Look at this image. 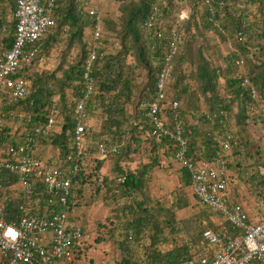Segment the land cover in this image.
Returning <instances> with one entry per match:
<instances>
[{
  "label": "trees",
  "instance_id": "16d2710c",
  "mask_svg": "<svg viewBox=\"0 0 264 264\" xmlns=\"http://www.w3.org/2000/svg\"><path fill=\"white\" fill-rule=\"evenodd\" d=\"M87 1H57L53 12L56 25L37 42L39 56H45L44 62L35 65L22 60L14 75L30 82V95L0 99L1 116L9 118L25 113L31 118L30 122L23 124L26 129L23 137L12 134L13 127H10L0 134L4 142L17 144L27 140L34 123L46 121L51 112L55 113L57 130L46 138L40 137L38 148L53 147L56 151L50 149L48 159L42 158L38 151L36 155L47 165L65 170H71L75 163L68 159L76 152L71 147L76 123L74 109L87 93L84 72L97 22L96 16L89 13ZM117 1L121 11L120 26L110 21L107 25L109 30L116 31L119 46L116 51L105 52L103 36L100 38L98 56L91 73L94 90L85 105L87 132L91 140L79 171L72 175L68 204L63 206L58 196L51 204L49 199L52 196L43 184H39L30 212L68 211L72 214L86 200L85 186L103 185L113 192L116 201L120 198L127 200L121 212L128 211L132 216L97 231L96 240L102 242L110 237L118 245L116 264H178L197 253H206L208 243L203 236L206 228L223 234H236L237 229L227 221L222 226L217 225L208 207L198 216L178 221L176 212L190 205V201L177 192L173 193L169 206L160 200L154 202L149 190L152 171L162 168L163 164L165 167L172 166L179 144L170 137L153 134L145 105L158 100V78L175 45L177 50L167 75L160 115L169 127L179 122L188 140V153L194 160L212 161L224 156L230 172L231 192L235 185L246 189L253 200L261 202L257 207L263 211L264 150L247 134L245 125L263 119L262 113L257 111L264 104V0H210L209 3L204 0H180L188 3L190 10L183 19L180 14L173 16L178 10L177 0H168L165 5L162 0ZM249 7L255 11L250 12ZM16 9L17 0H0V51L9 50L14 45ZM152 15L154 20L149 25ZM170 15L172 19L166 21ZM65 27H68L66 32ZM86 29H90V39L84 37ZM209 31L229 46V51L221 54V65H216L208 52L206 40ZM67 39L69 46L77 41L80 43L81 57L78 62L65 70L61 78L55 77L54 72L41 70L54 44L52 42ZM238 60L244 63L239 65ZM139 70L146 71L142 80L138 78V73H142ZM246 77L256 87L258 99L252 98L249 87L243 84ZM66 90H71L74 98V104L70 106ZM201 96L207 104L202 113L197 103ZM174 101L178 102L177 108L173 107ZM235 103L236 107L233 106ZM132 104L133 110L128 112V106ZM95 107H101L106 115L104 129L100 132L93 131L88 124ZM228 131L234 134L237 144L228 153H222L217 134L223 136ZM100 143L118 147L117 151L105 156L115 158L113 168L110 173H100L104 161L100 159L96 170L89 173V159L99 156ZM136 152L141 155L140 161L131 169L124 163L133 161V153ZM7 178L4 183L6 189L0 190V205H4L8 220L17 219L24 196L21 190L11 189L17 182V176ZM178 181L180 192L191 188V175L183 167L179 169ZM100 191L98 188L97 193ZM232 196L247 208L241 197H235L233 193ZM71 222L74 223L72 219ZM83 231L87 236L84 227ZM180 233H186L187 237L176 241V235ZM166 243L172 247L163 249ZM83 247L77 251L74 261L78 256L86 255L90 247L87 241Z\"/></svg>",
  "mask_w": 264,
  "mask_h": 264
},
{
  "label": "built area",
  "instance_id": "2783aa9c",
  "mask_svg": "<svg viewBox=\"0 0 264 264\" xmlns=\"http://www.w3.org/2000/svg\"><path fill=\"white\" fill-rule=\"evenodd\" d=\"M57 1L17 0L16 39L11 49L0 51V99L25 98L30 95V82L27 79L15 78L14 75L22 60L34 62L35 65L44 62L45 56H39L40 46L37 42L56 25L53 12ZM89 13L96 16L97 22L89 44L87 69L84 72L87 93L77 102L74 109L76 123L71 147L76 152L68 157L75 162L73 168L65 170L49 166L36 155L39 149L38 139L46 138L57 130L58 120L54 112H51L46 121L34 123L32 133L21 143L4 142L0 138V190L6 189L4 183L7 177L15 175L17 182L11 189L21 190L24 196L19 205L20 215L17 219L8 220L5 217L4 205H0V264L71 263L77 251L83 249L87 241L83 227L71 222L70 212L32 214L30 205L34 201L36 187L43 184L52 196L49 199L51 204L55 202V196H58L59 202L66 206L71 192L72 175L79 171L80 164L87 154L91 139L87 132L85 105L94 90L92 65L98 56V44L103 36L102 12L92 6ZM187 15L188 13L182 12L180 18L183 19ZM151 19L149 25H152L154 15ZM67 29L68 27H65L64 31ZM28 46L32 48L27 49ZM176 48L173 45L172 54L167 56V64L159 75L158 100L145 105L146 116L153 126L154 135L170 137L179 144L175 161L190 173L193 195L213 214L220 215L224 221L237 229L236 234H223L213 228H206L203 234L208 243L206 253H197L193 258L178 264H264V213L253 219L246 207L233 198L225 157L221 156L212 161L194 160L188 153V140L179 122L169 127L160 115V102L165 98L167 75ZM243 63V60L237 61L239 65ZM243 84L249 87L252 98L258 99L256 87L249 78H244ZM177 106L178 102L174 101L173 107ZM30 120L25 113H18L9 118L0 115V134L13 127L12 134L23 137L26 132L23 124ZM217 139L222 153H228L232 146L237 144L234 134L230 131L223 136L217 134ZM117 150V146L100 143L99 156L105 157Z\"/></svg>",
  "mask_w": 264,
  "mask_h": 264
},
{
  "label": "rangeland",
  "instance_id": "374dc122",
  "mask_svg": "<svg viewBox=\"0 0 264 264\" xmlns=\"http://www.w3.org/2000/svg\"><path fill=\"white\" fill-rule=\"evenodd\" d=\"M163 5L168 3V0H162ZM173 1V0H172ZM178 1V10L174 12L173 16H177L178 14H181L182 12L189 13V7L188 3H183V1L177 0ZM90 7L94 6L96 9H98L100 12L103 14V39L104 41L102 45L103 48H105V52H110V51H116V48L119 46V41L117 38V35L114 33L116 31H112L108 29V21L111 23L114 22L113 25L120 26L119 22V16L121 15V11L119 10L120 8V3L117 0H88L87 4ZM250 12L253 13L254 8L249 7L248 8ZM172 15L169 17H166V21H169L172 19ZM105 22V25H104ZM117 26L115 27L117 29ZM120 27H118L119 29ZM85 39H90L91 37V32L90 29H86L85 31ZM207 43H208V52L210 54V57L212 61L216 65H221L222 63V53L226 54L229 51V46L225 44L224 42L221 41L219 36L214 34L212 31L207 32ZM54 43L50 49L49 55H47L46 63L40 68L41 70H47L50 72H54L55 77L61 78L64 71L68 70L70 66L74 65L75 63L78 62V60L81 57V46L79 41L77 43H74L73 45L69 46L68 44V39L67 40H62L61 42H52ZM130 60L133 61V58L130 57ZM224 66V65H223ZM189 68V67H188ZM191 70V67L189 68ZM142 71V73H138V78L139 80L144 79L145 75V70H139V72ZM195 80H193L194 82ZM54 89H57L55 87ZM67 92V100H68V105L74 104V98L72 95L71 90H66ZM55 98H59V96H56ZM198 105L199 108L202 111L206 108V102L203 96L200 97V100H198ZM236 107V103L233 105ZM133 104L128 106V112H132L133 110ZM94 112L92 113V116L88 122L89 126L92 128L93 131L95 132H100L104 129V121H105V113L102 111V108H94ZM258 113H262V117L264 119V104H261L260 108L257 111ZM256 115V114H255ZM259 117V115H258ZM262 119L261 122L256 121L255 123L251 121L250 124L245 125V128L247 129V134H249L255 141L256 145L259 148H262L264 150V120ZM234 125V124H233ZM236 126V125H234ZM236 128L237 127H234ZM47 151L51 152V150H55L53 147H47L45 148ZM51 149V150H50ZM56 151V150H55ZM58 154V153H57ZM60 154L57 155L59 157ZM134 160L125 162L131 169L135 168L136 165L140 161L141 155L136 152L133 153ZM100 159H103V164L102 168L100 169V173H110L109 171L111 168H113V163L115 158L111 157H102L95 155L89 159L90 165L87 168V170L90 172L95 171V167L98 164V161ZM137 163V164H136ZM162 167L163 170L166 169L165 164ZM170 175V174H169ZM167 176V175H166ZM165 176V177H166ZM163 178V177H159ZM168 182V187H167V192L163 194L162 196H156V194H152L157 192V184H155L154 181H150L149 183V190H150V195L154 199V202L157 200L162 201L166 206H169L171 199H173V193L177 192L182 194L185 199H189L190 205L187 207L183 208L182 210H179L176 212L178 221H187L189 218L198 216L200 213H203V211L208 210L207 207L201 203H199L195 197L193 196V193L191 191V188L186 189L185 191H179V181L178 177L174 176L170 177L167 179ZM101 189L100 193H97V190ZM161 189V188H160ZM236 192H234V190ZM84 196H85V202L81 203L78 207L77 210H79V213H77L75 219L79 220V223L83 226V218H86V221L84 224H88V228L93 227L94 229L90 231V234L95 231L96 234L98 233L97 231L100 230L101 227L108 226V224L111 223H119L120 219H130L132 218L131 213L126 211V213H122L121 209L125 206L127 200L120 198L119 201H116L114 199L113 192L109 191L104 187L103 185H97L95 186H85V189H83ZM232 193L235 197H241V201L244 202V204L247 206L249 211H251V215L253 219H256L257 215L263 214V211H259L258 204L261 202L253 200V198L250 196V194H247V190L243 189L240 186L235 185L234 188H232ZM156 199V200H155ZM97 204V205H96ZM93 205H95L93 207ZM92 206V207H90ZM257 207V208H255ZM93 210V212L89 210ZM259 209V210H258ZM261 212V213H260ZM81 219V220H80ZM94 219V223L93 220ZM91 220V221H90ZM75 222V220H73ZM204 223V222H203ZM103 231L105 229L103 228ZM98 236V235H96ZM187 237L186 233H180L176 235V241L179 240H184ZM104 246H108L105 244ZM172 246L171 244H165L162 246L163 249L167 250L170 249ZM103 251V248H102Z\"/></svg>",
  "mask_w": 264,
  "mask_h": 264
},
{
  "label": "crops",
  "instance_id": "0c3cea01",
  "mask_svg": "<svg viewBox=\"0 0 264 264\" xmlns=\"http://www.w3.org/2000/svg\"><path fill=\"white\" fill-rule=\"evenodd\" d=\"M38 153L41 155L42 158H45V159H48V157L50 156V153H48V151L42 147L38 150ZM180 167L181 166L176 161H174L172 166L166 167L165 170H163L161 167L155 168L152 171V179L151 180L154 181L155 184H157L156 186H157L158 191L157 192L154 191V193H152V194H156V196H160V195L162 196L163 194H165L167 192V187H168L167 179H169L170 177L174 178V176H177L179 178ZM160 176L163 178H159ZM94 206L95 205H93V207ZM90 207H92V206H90ZM77 209H75L73 211V213L71 214L72 221L75 220L74 224H80L79 220L77 222V220L75 219L77 213H79V210H77ZM89 211L93 212L92 209ZM250 214H251V211H250ZM86 218H88V217H86ZM86 218H83L84 219L83 227H84V229H86V231L88 233L86 236V240H87V245H89L90 247L87 250L86 255L84 254L82 256H78V258L74 262L66 263V264H72V263L73 264H116L115 259L119 255L118 245L115 244L114 242H112L110 237L108 239L107 238L103 239L102 242L96 240V238H97L96 235H98V234H96L95 231H93L90 234L91 229L93 230L94 228L93 227L88 228L89 225L84 224L86 221ZM212 219L214 220V222L217 225L222 226L225 223L224 219L219 217L216 214H212ZM92 220L94 223V219H92ZM106 237H108V234H106ZM105 244H107L108 246L107 247L104 246ZM102 248H103V251H102Z\"/></svg>",
  "mask_w": 264,
  "mask_h": 264
},
{
  "label": "bare ground",
  "instance_id": "6f19581e",
  "mask_svg": "<svg viewBox=\"0 0 264 264\" xmlns=\"http://www.w3.org/2000/svg\"><path fill=\"white\" fill-rule=\"evenodd\" d=\"M247 209V208H246Z\"/></svg>",
  "mask_w": 264,
  "mask_h": 264
}]
</instances>
